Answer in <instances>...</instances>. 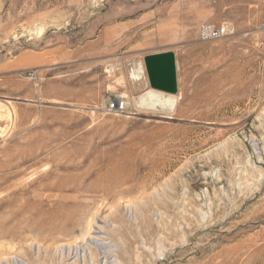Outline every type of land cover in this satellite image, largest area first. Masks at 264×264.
Masks as SVG:
<instances>
[{"label":"rangeland","instance_id":"rangeland-1","mask_svg":"<svg viewBox=\"0 0 264 264\" xmlns=\"http://www.w3.org/2000/svg\"><path fill=\"white\" fill-rule=\"evenodd\" d=\"M0 264H264V0H0Z\"/></svg>","mask_w":264,"mask_h":264},{"label":"water","instance_id":"water-1","mask_svg":"<svg viewBox=\"0 0 264 264\" xmlns=\"http://www.w3.org/2000/svg\"><path fill=\"white\" fill-rule=\"evenodd\" d=\"M145 67L154 91L171 95L178 93L177 61L173 52L147 56Z\"/></svg>","mask_w":264,"mask_h":264},{"label":"built area","instance_id":"built-area-1","mask_svg":"<svg viewBox=\"0 0 264 264\" xmlns=\"http://www.w3.org/2000/svg\"><path fill=\"white\" fill-rule=\"evenodd\" d=\"M235 32L234 28L226 24L223 26H214L210 24H203L199 27L200 38L203 41H211L221 39L225 36L232 35ZM128 105L124 101L110 102L108 105V112L116 114H127Z\"/></svg>","mask_w":264,"mask_h":264},{"label":"bare ground","instance_id":"bare-ground-1","mask_svg":"<svg viewBox=\"0 0 264 264\" xmlns=\"http://www.w3.org/2000/svg\"><path fill=\"white\" fill-rule=\"evenodd\" d=\"M157 94L155 93V92H150L149 93V95L147 96V99L145 100V102L147 101L148 103H151L152 105H156V103L158 104V102H157ZM158 97H160V96H158ZM115 101H117V99H114ZM167 102H169V100H166V103ZM172 105H175V101H173L172 103H171ZM121 167V166H120ZM119 166H116V167H113V169H111V170H109V171H107V173H105V175L102 177V179L100 180V182L99 183H97V184H94V188L95 187H97V186H99V185H101L103 188H101V189H105L106 191H110V189H111V186H112V184H114V183H118V182H120L121 180H123V179H126L127 178V175H125V171H122V168H120ZM124 170V169H123ZM130 173V172H129ZM129 175V174H128ZM101 177V176H100ZM98 180V179H97ZM92 186V185H91ZM90 186V187H91ZM88 187V186H87ZM113 187V186H112ZM92 189V188H91ZM95 189H97V188H95ZM94 189V190H95ZM88 190V189H87ZM90 190V189H89ZM100 190V189H99ZM102 190V191H103ZM104 190V191H105ZM105 191V192H106ZM105 192H103V193H105ZM110 192H114L113 191V189H112V191H110ZM107 193V192H106ZM111 194V193H110ZM91 227V226H90ZM74 229V228H73ZM92 229V228H91ZM94 233V232H93ZM90 236H92V235H90ZM91 240V239H90Z\"/></svg>","mask_w":264,"mask_h":264}]
</instances>
